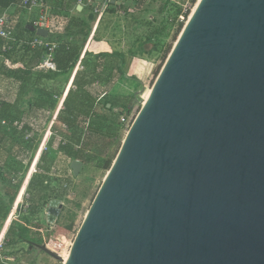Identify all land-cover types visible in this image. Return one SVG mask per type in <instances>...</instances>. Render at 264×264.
I'll use <instances>...</instances> for the list:
<instances>
[{
	"label": "water",
	"instance_id": "obj_1",
	"mask_svg": "<svg viewBox=\"0 0 264 264\" xmlns=\"http://www.w3.org/2000/svg\"><path fill=\"white\" fill-rule=\"evenodd\" d=\"M30 243L63 264H264V0H198L67 258Z\"/></svg>",
	"mask_w": 264,
	"mask_h": 264
},
{
	"label": "trees",
	"instance_id": "obj_2",
	"mask_svg": "<svg viewBox=\"0 0 264 264\" xmlns=\"http://www.w3.org/2000/svg\"><path fill=\"white\" fill-rule=\"evenodd\" d=\"M38 1L50 9L49 35L43 39L47 43H56V47L49 62L45 61L50 54L49 47L30 44L38 37L30 27L40 17L41 10L36 19L24 22V13L29 9L22 6V0H0V15L7 12V29L14 36L11 41L0 37V179L7 184L6 199L0 198V223L8 218L17 199L22 184L19 171L29 162L35 147L36 138L25 139L26 132L44 127L47 122V115L43 116L45 109L54 107V96L63 94L69 82L75 88L66 93L64 108L55 125L63 139L54 138L51 141V162L48 167L41 168L42 172L50 176L52 173V176H41L32 184L29 210L21 214L20 220L13 221L9 228V236L0 250V264H7L5 257L10 256L20 261L19 254L23 256L21 242H43L42 237L38 240L34 234H39L45 226L43 217L50 201H62L72 191L75 176L69 164L80 160L85 166L100 156L101 147L96 143L100 137V125L95 122L100 116V96H107L122 78L138 80L127 73L128 56L152 55L157 51V46L153 44L149 47L147 41H139L129 51L99 50L100 40L95 37L91 26L97 15L94 13L96 0L90 4L88 0H81L82 10L77 8L80 0ZM123 3L124 0H118L106 10L113 11L122 7ZM178 14L179 9L175 19ZM79 62L85 69L75 71ZM31 91L34 94L32 98L24 96ZM116 100L118 106L131 111V106ZM23 101L26 104L21 106ZM85 117H92V123L90 134L83 139L80 120ZM16 121L18 125L14 126ZM61 124H67L69 131L63 130ZM110 137V141H114L116 135L110 133ZM64 139L67 143L63 145ZM75 145L80 147L76 149ZM112 163L109 158L102 166L110 169ZM22 220L24 226L16 223ZM31 222L35 224L34 230H28L30 227L27 225ZM71 229L73 224L66 228ZM29 232L33 235L25 236Z\"/></svg>",
	"mask_w": 264,
	"mask_h": 264
},
{
	"label": "rangeland",
	"instance_id": "obj_3",
	"mask_svg": "<svg viewBox=\"0 0 264 264\" xmlns=\"http://www.w3.org/2000/svg\"><path fill=\"white\" fill-rule=\"evenodd\" d=\"M97 1L100 3L101 0ZM98 2L97 4H99ZM177 9L169 0H145L142 2L141 0H124L122 7H117L113 11L103 10L101 14L96 15L95 20L91 23L95 37L100 40L99 50L116 48V50L129 51L130 48L137 46L139 41H147L149 47L155 44L157 46L155 56H157L158 69L154 80L150 82L136 83L130 78H122L107 96L105 94L100 96V116L95 120L100 125V137L96 140L97 145L101 147L100 156L93 159L90 164L83 166L79 176L73 174L71 164H69V168L75 176L72 191L61 201L63 207L56 222L50 225L46 216L43 217L45 226L39 234H34L38 240L43 238V242L40 244L46 242L52 250L63 257H67L83 219L109 171L102 165L109 158L114 161L129 130L121 118L125 116L134 122L171 51L169 49H172L185 26V24L177 23L175 19ZM46 10L50 9L46 8ZM39 13L40 8L39 11L27 10L24 13V22L36 19ZM89 13L92 14L91 11ZM33 95L32 91L24 94L29 99ZM115 100L131 106V111L127 112L126 109L118 106ZM25 104L24 101L21 102V106ZM110 133L116 135L114 141H110ZM6 188L7 184L0 182V196L5 194ZM12 209L13 206L8 218L0 223L1 240L9 236L8 230L13 222L7 226L6 224ZM21 216H17L14 221L20 220ZM16 223L24 226L25 222L22 220ZM72 224L73 229L66 230ZM27 226L32 228L28 230L35 228L33 222ZM31 235L33 234L30 232L25 233V236ZM20 248L23 251V256L22 253L19 254L20 261L15 259L7 261V264H63L61 260L50 256L40 248H31L30 242H21Z\"/></svg>",
	"mask_w": 264,
	"mask_h": 264
},
{
	"label": "built area",
	"instance_id": "obj_4",
	"mask_svg": "<svg viewBox=\"0 0 264 264\" xmlns=\"http://www.w3.org/2000/svg\"><path fill=\"white\" fill-rule=\"evenodd\" d=\"M118 0H103L100 1L99 4L95 3V14H101L103 10H106L109 6L113 5L112 3H116ZM173 3L178 9L179 14L177 15L176 21L179 24H186L197 1L198 0H169ZM95 2L94 0H88V3ZM22 6L26 7L29 10H33L35 8H40L42 10L41 15L38 19L34 21V25L37 27H49V16L47 11H45V6L38 0H22ZM120 3V2H119ZM79 4H82L81 0ZM9 17L6 12L0 15V37L5 38L6 40H14V36L10 30L7 29ZM32 46H44L49 47L50 54H48L45 61L49 62L52 60V52L56 47V43H47L43 39V37L39 36L35 37L30 41ZM5 48V47H4ZM78 69H85L82 63H78L75 71ZM70 88H75V86L69 82L65 92L61 95L54 96V107L46 108L44 111L43 116L47 115V122H45L44 127L41 129H33L31 131H27L25 135V139L30 140L31 138H36L35 147L31 151V157L29 162L24 165L19 171V179L22 180V184L20 187L19 194L13 205L12 213L7 221L6 226L9 223H12L17 216L21 214H25L29 210V203L28 199L31 197V186L35 183L41 176L44 177H51L50 174H46V172H42V167H48L49 163L51 162L52 156L51 154V141L54 138H58L62 140L63 137L59 129H55V125L58 122V116L60 111L64 108V102L66 93L69 91ZM123 124L127 125L129 128L132 125L133 121L130 118H126L123 116L121 118ZM80 126L84 131L82 138H86L90 134V127L92 123V117H85L81 118ZM18 122L14 123V126H17ZM61 128L63 130L69 131V126L67 124H61ZM67 139L62 141V144H66ZM80 145H75V148L78 149ZM51 157V158H50ZM55 172V170H54ZM47 211V210H46ZM45 211V212H46ZM4 240L0 239V250L3 248ZM7 261H14L15 258L5 257Z\"/></svg>",
	"mask_w": 264,
	"mask_h": 264
},
{
	"label": "crops",
	"instance_id": "obj_5",
	"mask_svg": "<svg viewBox=\"0 0 264 264\" xmlns=\"http://www.w3.org/2000/svg\"><path fill=\"white\" fill-rule=\"evenodd\" d=\"M97 2L98 1L96 0V3ZM79 5L83 7L82 4H78L77 8ZM46 8L47 7L45 6V11H47ZM114 49L116 50V48ZM156 54H157V51H155L152 55L128 56L126 70L129 76H136L138 78V80H134L136 83L150 82L154 80V77L158 69L157 68L158 66L157 56H155ZM0 182H3V181L0 179ZM6 196L7 195L5 193L3 196L1 195L0 198L6 199ZM10 257L15 258L14 256H10Z\"/></svg>",
	"mask_w": 264,
	"mask_h": 264
},
{
	"label": "bare ground",
	"instance_id": "obj_6",
	"mask_svg": "<svg viewBox=\"0 0 264 264\" xmlns=\"http://www.w3.org/2000/svg\"><path fill=\"white\" fill-rule=\"evenodd\" d=\"M197 2H198V1H197ZM196 4H197V3H196ZM195 6H196V5H195ZM194 9H195V7H194ZM194 9H193V10H194ZM150 91H151V90H150ZM149 94H150V92H149ZM149 94H148V96H149ZM148 96H147V97H148ZM146 99H147V98H146ZM146 99H145V100H146ZM67 256H68V255H67ZM64 258L66 259L67 257H64Z\"/></svg>",
	"mask_w": 264,
	"mask_h": 264
}]
</instances>
